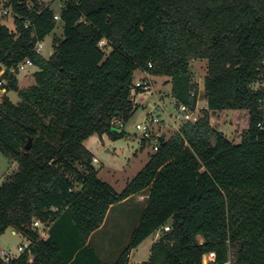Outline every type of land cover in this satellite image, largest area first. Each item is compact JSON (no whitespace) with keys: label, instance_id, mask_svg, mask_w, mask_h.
Listing matches in <instances>:
<instances>
[{"label":"trees","instance_id":"1","mask_svg":"<svg viewBox=\"0 0 264 264\" xmlns=\"http://www.w3.org/2000/svg\"><path fill=\"white\" fill-rule=\"evenodd\" d=\"M9 2L14 28L0 24V91L19 101L0 104V153L17 168L0 184V234L11 229L30 245L0 264H129L132 250L165 225L170 232L142 264H202L210 252L209 264H264V108L250 88L264 60V0H73L59 12L62 35L47 59L34 46L55 30L54 11ZM26 58L36 68L34 84L19 89L14 69ZM192 60L207 61L204 116L161 139L115 192L97 177L83 142L125 135L110 121L125 124L136 112L137 70L168 78L174 103L194 108ZM228 111L248 115L239 144L210 123ZM142 194L128 245L103 263L90 235L112 206ZM34 220L48 226L46 239Z\"/></svg>","mask_w":264,"mask_h":264},{"label":"rangeland","instance_id":"2","mask_svg":"<svg viewBox=\"0 0 264 264\" xmlns=\"http://www.w3.org/2000/svg\"><path fill=\"white\" fill-rule=\"evenodd\" d=\"M25 2L29 8L37 4L48 6L53 11L59 12L57 3L50 0H25ZM4 9L12 11V4L9 0H0V24L12 30L14 28L13 13H10L7 16H2L1 12ZM61 35L62 23L59 21L57 22V26L53 33L48 35L43 41V58L47 59L53 52V37H61ZM100 47L106 53H109L110 49L105 47L104 44H101ZM189 65L193 82L197 84L199 90L197 102L198 112L203 116L205 113L203 108L205 107L206 102L203 99L202 84L206 75L207 61L192 60ZM33 71H36L35 67L27 68L25 71L16 75V78H18L20 82L18 83L17 79L18 88L19 85L21 87L26 85V82L22 79V75H30ZM142 78L143 75L141 71H135L133 82ZM152 81L155 96L143 94L138 98L140 105L136 112L124 124L122 130L125 135L123 137L114 140L108 135H102V137L93 135L83 142V146L89 151L92 157L96 158L98 161L96 164L92 163L97 171V177L108 183L117 193H120L140 172L149 157L153 154L152 141L148 140L146 143L142 144L141 132L136 130L135 126L144 122L150 114L161 120V122L154 127L153 135L161 134L164 139H168L176 132L179 118L178 112L173 103L174 100H172L170 94L169 79L153 76ZM8 95L9 96L7 97L13 104L19 101L18 96L14 92L10 91ZM5 96L6 94L1 90L0 104ZM210 123H212V126L222 133L227 140L234 144H239L241 142L242 133L248 128V115L243 111L223 112L211 115ZM16 168L17 164L15 162L8 160L0 153V184L3 179L14 172ZM144 198L145 195H138V197H134L128 203L117 206L111 211L104 230L95 238L98 245H92V247L99 251L101 249L103 252L104 250L109 251L110 254L108 255L110 257L105 255H103L105 257H101L103 263H109V260H113V255H116L117 258L119 253L128 245L133 226L137 222L145 206V202L143 201ZM137 199H139V202ZM154 236L155 235L152 234L137 246V248L132 250L129 264H142L148 259L151 247L150 242L154 240ZM198 241L202 243L200 237H198ZM25 242L26 240L19 234H12L11 229H7L4 233L0 234V250L9 251L14 257L18 256L16 251L17 246L24 244Z\"/></svg>","mask_w":264,"mask_h":264},{"label":"built area","instance_id":"3","mask_svg":"<svg viewBox=\"0 0 264 264\" xmlns=\"http://www.w3.org/2000/svg\"><path fill=\"white\" fill-rule=\"evenodd\" d=\"M50 1L57 3V7H58L59 12H60V10L62 9V7H64V5L72 3L73 0H50ZM59 12L54 11L53 18L56 22L60 21ZM10 13H12V11L9 9H4L1 12L2 16H7ZM28 25H29L28 23H25V27H27ZM43 41L44 40L38 41L34 46V53L37 55H40V56H42V50L44 48V42ZM101 44H104L106 47L107 42L105 40H101L98 44L99 48H101L100 47ZM33 67H34V65H33L32 61L30 59L26 58L16 66V68L14 69V73L17 75L18 73L25 71L27 68H33ZM148 67L150 68L151 65L149 64ZM141 72L143 74V78L136 81V82H133V86H132L131 94H130L131 102L137 106L140 105L138 98L140 96H142L143 94L154 95L152 75L148 74L145 71H141ZM250 88L255 93L261 95L260 103L264 108V60L261 61L260 65L258 67L257 77H256L255 81L251 84ZM136 89H139L140 93H136ZM198 95H199V93L196 95L194 93L191 94L192 97H196V103L194 105V108H190L184 104L176 105L173 101V103L176 107V110L178 112V118H179L178 125L176 126V131H178L179 128L184 123H194L204 116V115L202 116L198 112V107H197ZM203 110H205V111L207 110L206 105L203 108ZM160 122H161V120L158 117H153L149 114V116L145 119L144 122L137 124L135 126V129L141 132V140L145 139L147 141L148 140L152 141L151 143L153 146L152 147L153 152H156L158 150L159 143L161 142V139H164L161 134H154L153 135L154 127L157 126ZM110 126L116 132L121 133V132H123L122 129L124 126V122L120 117H114L110 121ZM97 162L98 161L96 158L92 159V163L96 164ZM31 226H32V228L37 230L39 238H41V239L47 238V230H48L47 225H43L41 222L34 220ZM169 232H170V227L168 225H165L164 227L158 229L154 233V235H155L154 240L157 241L158 239L162 238L164 236V234L169 233ZM29 245H30V243L28 241H26L24 244L18 245L16 248L18 255L23 254L25 252H29ZM0 258L3 261L7 262V261H9L15 257L9 251L0 250ZM214 261H215V253L210 252V253L204 254L202 256L201 263L202 264H209V263H213ZM226 264H230V263L227 262Z\"/></svg>","mask_w":264,"mask_h":264},{"label":"crops","instance_id":"4","mask_svg":"<svg viewBox=\"0 0 264 264\" xmlns=\"http://www.w3.org/2000/svg\"><path fill=\"white\" fill-rule=\"evenodd\" d=\"M52 54V53H51ZM35 71H33L30 75H28V74H23L22 75V79H23V81H25L26 82V85L25 86H20L19 85V88L20 89H24V88H27L28 86H31L32 84H33V82H34V80H33V73H34ZM142 73V72H141ZM143 75V74H142ZM152 78H153V76H152ZM18 79V78H17ZM154 82H157V81H154ZM18 83H20L19 82V79H18ZM9 93V92H8ZM8 93H6V91H5V94H6V96L5 97H7V96H9L8 95ZM15 93V92H14ZM16 94V93H15ZM17 95V94H16ZM1 96H2V94H1ZM8 98V97H7ZM9 99V98H8ZM10 100V99H9ZM94 158V157H93ZM108 184V183H107ZM115 191V190H114ZM134 197H138V195H135V196H133V197H131L130 199H128V200H126L125 202H122V203H119V204H116V205H114V206H112L110 209H109V211H108V213H107V215H106V217H105V220H104V222H103V224L101 225V227L98 229V230H96L95 232H93L91 235H90V237H89V239H88V245H90L91 247H92V245H94V246H97L98 245V242H96L97 240L95 239L96 238V236L100 233V232H102L103 230H104V228H105V226H106V224H107V219H108V216L110 215V213H111V211L114 209V208H116L117 206H120V205H124V204H126V203H128L129 201H131ZM139 199H137V201H138ZM139 202V201H138ZM138 220H139V218H138ZM138 220H137V222L135 223V225L133 226V228L137 225V223H138ZM12 234H17L16 232H14V231H12ZM155 242V240H152L151 242H150V245H152L153 243ZM95 244H97V245H95ZM93 249H94V251H95V253H96V255H97V257L102 261V256L103 255H105V256H108V257H110L108 254H110L109 253V251L108 250H104V252H103V250L101 249L100 251L98 250V249H95L94 247H92ZM102 251V252H101ZM102 253V254H101ZM112 255V254H111ZM130 255H131V253H130ZM149 255H150V253H149ZM105 256H103V257H105ZM148 258H149V256H148ZM115 259H116V255H113V260H109V263H112V262H114L115 261ZM129 259H130V256H129ZM148 260V259H147ZM146 260V261H147ZM130 261V260H129Z\"/></svg>","mask_w":264,"mask_h":264},{"label":"water","instance_id":"5","mask_svg":"<svg viewBox=\"0 0 264 264\" xmlns=\"http://www.w3.org/2000/svg\"><path fill=\"white\" fill-rule=\"evenodd\" d=\"M3 92L5 93V90H3ZM30 147H31V139H28L24 148H25V150H29ZM106 151H108V150H106Z\"/></svg>","mask_w":264,"mask_h":264}]
</instances>
